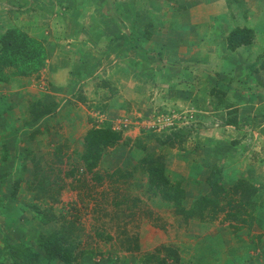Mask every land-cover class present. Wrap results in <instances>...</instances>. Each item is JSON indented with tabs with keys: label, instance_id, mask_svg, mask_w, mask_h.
Listing matches in <instances>:
<instances>
[{
	"label": "crops",
	"instance_id": "0c3cea01",
	"mask_svg": "<svg viewBox=\"0 0 264 264\" xmlns=\"http://www.w3.org/2000/svg\"><path fill=\"white\" fill-rule=\"evenodd\" d=\"M9 28L45 46L44 67L11 82L49 83L47 96L37 100L50 109L33 121L37 133L31 139L33 130L22 129L28 116L12 110L18 105L0 115V259L5 243L36 249L38 235L53 232L75 198L61 183L55 202L37 195L22 149L42 155L49 145L53 156L63 144L60 155L79 160L82 137L95 126L98 111L106 116L105 127L123 118L129 125L95 171L133 170L144 155H161L167 178L183 190L185 208L208 193L214 165L225 189L240 180L262 187L249 221L239 228L219 214L211 222L183 220L160 198L147 202L148 216L136 217L134 255L161 247L174 250L178 264H264V0H0V34ZM234 28L251 29L253 42L227 50ZM21 90L30 97L31 90ZM74 98L81 100L76 106ZM177 114L202 125L195 152L189 151L196 141L190 136L181 151L142 138L146 132L158 138L160 126ZM126 139H140L144 151L122 146ZM105 221L111 241L115 220L108 215ZM103 251L105 259L111 250ZM77 264L93 263L83 256Z\"/></svg>",
	"mask_w": 264,
	"mask_h": 264
},
{
	"label": "trees",
	"instance_id": "16d2710c",
	"mask_svg": "<svg viewBox=\"0 0 264 264\" xmlns=\"http://www.w3.org/2000/svg\"><path fill=\"white\" fill-rule=\"evenodd\" d=\"M253 37L251 29L234 28L226 37V48L229 51H234L240 46L250 45L253 42ZM46 58L47 51L40 40L25 34L17 28L6 29L0 34V84L6 83L13 77L25 78L37 74L44 67ZM43 110H40L33 118H38L37 116L42 112L41 115L47 112V109ZM225 125L233 126L235 120H226ZM182 132V130L170 129L169 133L162 136V138H156L155 135L153 138L159 146L172 148L175 146V142L179 144L184 140V137H188ZM143 139H146V136ZM120 141V133L111 130L109 126L91 127L85 132L82 137L83 150L79 157V163L83 166V170L90 175L91 181L98 183L101 180L95 169L103 150L114 147ZM122 144L144 151L140 139L133 142L126 139L122 141ZM52 157L54 162L59 161V158H61L59 149L55 151ZM133 170L140 171L141 175L144 176L146 191L154 197L157 196L161 201L169 203L173 208V215L180 216L183 220L196 218L200 221L211 222L216 220L218 214L221 213L223 214L222 219L225 221L238 219L239 227H241L246 224L249 215L244 214L241 217L238 215V211L240 212L244 205L253 209L255 207L253 198L262 188L240 180L231 188L225 189L221 181V170L214 165L206 182L208 193L200 196L185 208L182 204L184 199L183 190L167 178L162 156L144 155ZM110 175L117 176L119 179H126L131 175V172L120 173L115 171ZM32 188L37 195H43L52 202L56 201L51 187L45 188L40 182H36V187L32 185ZM233 207L236 213L233 211ZM260 207L261 205L258 206L257 210ZM61 217L58 228L53 232L38 235L35 240L36 249L30 245L20 248L5 243V257L0 259V264H4L6 258L9 264H56L57 262L59 264H77L79 254L77 253V243L74 241L76 228L72 219L63 221L65 218L63 215ZM164 249L165 253H171L170 250L172 249L163 248V251ZM158 255V250H156L155 254L144 256L143 261L154 260L156 264H164V260L159 258ZM119 264L127 263L122 261Z\"/></svg>",
	"mask_w": 264,
	"mask_h": 264
},
{
	"label": "rangeland",
	"instance_id": "374dc122",
	"mask_svg": "<svg viewBox=\"0 0 264 264\" xmlns=\"http://www.w3.org/2000/svg\"><path fill=\"white\" fill-rule=\"evenodd\" d=\"M10 79L11 80H8L4 84H0V96L3 97L1 102L4 105L3 107H0V115L2 116L11 110L9 107L10 104L18 105L16 108L12 107V110H17L19 115L24 112V114L28 116L30 122L22 124V129L29 131L33 130L31 131L29 138L31 139L34 134L37 133L35 127H33L36 126L35 124L33 125V121L37 118L34 119L33 116L39 113L40 110L47 109L46 111H48L50 109L49 106L41 107L38 105L40 103L39 100H37L38 97L42 98L47 96L46 92L50 90V84L44 83L43 79H41V81L33 79V82L30 80L11 82L12 78ZM23 87L31 90L29 91L30 97H24V93L21 90ZM66 96H68V94H66ZM48 98L51 99L49 96ZM79 99L74 98L75 101L72 102V104L75 105L76 103H79V101H81ZM34 100L37 101H35V103H30ZM41 114L37 117H41ZM181 117L182 115L177 114L174 119H171L170 123H164L165 127L160 126V130L164 129V131L159 134V139L162 138V136L167 135L170 129L182 130V133L193 137L194 140H196L192 141L194 145H191L192 149L189 150L191 153L195 152L197 150L196 142L198 143L201 141H198V137L202 135L201 133H204L201 130L203 129L202 125L197 122H186L184 119H181ZM205 126L208 127L211 125L206 124ZM145 134L146 139L155 140L152 138L154 134H151L150 132H146ZM187 138L188 137H184V140L179 144L175 142V146L172 148L181 151L182 148H180V145L182 143L184 144ZM122 146H120V148ZM58 147H60V152L65 150L63 144ZM125 147H128V145H125ZM117 148L118 147L111 151V153L115 154ZM51 149L52 147L46 145L43 149L42 155L33 154L28 149H22L21 154L24 155V159H27L30 164V180L32 182L34 179L31 183L33 186L36 187V182H40L45 188L51 187L54 192L53 194H55L58 192L61 183V188H64L66 192L70 191L72 192V195H75L74 200L68 201V206L65 207V211L67 212L63 214L65 218L63 221L72 219L74 227L76 228L74 241L77 243V253L79 254L78 259L82 260L83 256H87L93 264H119L122 261L130 262L132 264L133 261H135V264H156L154 260L145 262L143 261L144 256L138 257L134 255L137 250V245H135L136 240L133 233L135 231V234L137 235L136 230L139 225L136 217L138 214H140V216L143 214V217H147L148 215L145 212L147 202L158 198L157 196H155V198L146 191L145 179L140 171H122L119 169L111 171L108 170V167L106 166L105 168H99L95 171L101 180L98 183H94L91 181L90 175L83 170V166L79 163V160H77V156L70 155L67 158L63 155L61 156L60 161L54 162L50 153ZM107 152H109V150L104 149L102 153ZM115 171H119L120 173L131 172V175L126 179H119L117 176L110 175ZM70 172L71 174H69ZM132 175H136V177L134 178V182L130 183ZM171 176L176 179L174 175ZM169 179L173 182L171 177H169ZM71 199L73 198L71 197ZM250 210L249 206L244 205L240 209V212L238 211V215L241 217H243L244 214L249 215ZM233 211L236 213L234 207ZM108 215H112V218L115 220L111 225L109 224V228L113 229L115 233L111 241L107 240L105 236V224H107L105 219H107ZM219 215L223 218L221 214ZM248 219L249 218H247V221H249ZM147 220L150 221V219ZM237 220L238 219L236 218L230 220L232 222L231 226H234L233 228L239 227L240 223ZM255 220L256 219L253 218L251 222H254ZM223 223H226V221ZM103 249L111 250L106 253L105 259H103V255H105ZM157 249L159 253L158 257L164 260V264H178L174 250H170L171 253H165V249L164 251L161 247ZM151 254H155V251ZM4 261V264H9L7 258ZM57 263L59 264V262Z\"/></svg>",
	"mask_w": 264,
	"mask_h": 264
},
{
	"label": "built area",
	"instance_id": "2783aa9c",
	"mask_svg": "<svg viewBox=\"0 0 264 264\" xmlns=\"http://www.w3.org/2000/svg\"><path fill=\"white\" fill-rule=\"evenodd\" d=\"M93 118H94L95 125L97 126L103 124L104 122H107L106 116L103 113L98 112V111L93 113ZM128 125H129V122L126 118H123L116 122L109 123V127L111 130L120 132V133L126 130ZM157 129H159L158 126H157Z\"/></svg>",
	"mask_w": 264,
	"mask_h": 264
},
{
	"label": "clouds",
	"instance_id": "9594fccd",
	"mask_svg": "<svg viewBox=\"0 0 264 264\" xmlns=\"http://www.w3.org/2000/svg\"><path fill=\"white\" fill-rule=\"evenodd\" d=\"M106 123H107V122H104L103 124H101V125H99V126L95 125V123H94L93 126L95 125L94 127H96V128H97V127H102V126H105ZM108 126H109V124H108ZM155 127H156V129H157V125H156V124H155ZM158 130H159V129H158ZM119 133H120V132H119ZM145 136H146V135L142 136V138H144ZM139 138H141V137H139ZM133 141H134V140H133ZM67 205H68V203H67Z\"/></svg>",
	"mask_w": 264,
	"mask_h": 264
}]
</instances>
